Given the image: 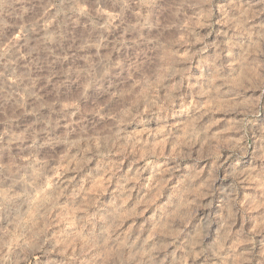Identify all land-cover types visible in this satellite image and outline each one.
Masks as SVG:
<instances>
[{
	"label": "clouds",
	"instance_id": "obj_1",
	"mask_svg": "<svg viewBox=\"0 0 264 264\" xmlns=\"http://www.w3.org/2000/svg\"><path fill=\"white\" fill-rule=\"evenodd\" d=\"M0 264H264V0H0Z\"/></svg>",
	"mask_w": 264,
	"mask_h": 264
}]
</instances>
